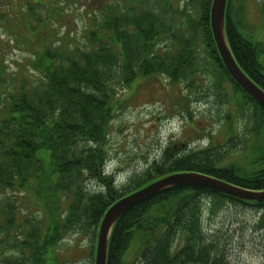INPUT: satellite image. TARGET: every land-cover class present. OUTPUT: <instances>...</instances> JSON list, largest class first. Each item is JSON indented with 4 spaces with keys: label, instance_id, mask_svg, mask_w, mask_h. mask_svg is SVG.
<instances>
[{
    "label": "trees",
    "instance_id": "trees-1",
    "mask_svg": "<svg viewBox=\"0 0 264 264\" xmlns=\"http://www.w3.org/2000/svg\"><path fill=\"white\" fill-rule=\"evenodd\" d=\"M212 1L122 0L109 9L104 22L93 16L88 43L73 49L49 43L48 25L59 11L54 4H29L27 11L20 10L23 20L9 18L32 34L10 33L18 47L33 53L27 61L33 79L13 76L6 82L0 62V190L33 196L42 220L24 217L16 225L15 203L0 201V235L12 243L0 264H61L57 249L72 234L92 236L93 255L105 212L122 197L171 174L202 173L252 191L264 190V109L222 63L210 25ZM44 11L52 14L49 22L37 15ZM244 14L245 0H228L229 44L240 67L264 89L262 43L246 26ZM261 15L264 27V0ZM159 76L172 85L185 84L190 94L206 85L220 103L236 105V114L247 119L248 135L234 146L253 137L250 156L246 147L243 159L229 162L231 150L214 144L187 156L169 157L166 151L161 164L154 162L126 186L114 187L103 170L116 109L126 102L118 87ZM90 183L96 189L90 191ZM228 204L258 210L255 226L264 232V204L178 187L121 216L112 231L107 264H136L141 259V264H227L217 232L204 228V216L208 212L214 217ZM13 225L16 234L11 237ZM134 246L137 256L131 262L127 255Z\"/></svg>",
    "mask_w": 264,
    "mask_h": 264
},
{
    "label": "rangeland",
    "instance_id": "rangeland-1",
    "mask_svg": "<svg viewBox=\"0 0 264 264\" xmlns=\"http://www.w3.org/2000/svg\"><path fill=\"white\" fill-rule=\"evenodd\" d=\"M42 1L45 2V5H56L55 8L59 10L48 25L50 32L48 40L51 47L56 48L61 44L71 49L84 47L88 43V32L94 30L93 16L96 17L97 22H104L103 19L107 16L109 9L113 6L115 9L117 2L122 3V0H73L66 4L53 0H41L40 2ZM242 1L244 3V0ZM262 3L263 0H245L244 20L246 26L253 33L258 32L262 27L260 15ZM3 12L8 13L9 16L7 24L9 32L14 34L21 31L23 36L30 37L32 35L26 26L9 20L10 17L23 20L20 2L0 0V17L4 18ZM37 15L42 16L44 20L47 19V22L52 17V14H48L47 11L37 13ZM12 34H8L5 28L0 27V62H4L6 71V76H3L7 79L6 82H9L13 76L20 80L23 75H28L32 80V75L27 73V61L33 56V53L23 46L19 45L18 47L16 40L11 36ZM261 34L263 38H260L256 33L254 36L262 43L264 50V31ZM39 44L43 49L41 43ZM204 79L206 84L212 83L210 77ZM118 90L120 98L126 102L120 110L116 109L117 117L111 125L107 149L111 159L108 168L114 169L115 173L123 171L119 180L122 186L126 185L134 175L144 174L155 160L158 162L165 148H167L166 151H169V157H172L177 155L176 152L189 146L188 149L180 153L182 156L184 154L187 156L191 152L209 146L212 134L215 136L216 146H220L226 141V132H222L223 128L226 129V123L222 128L223 121L220 117L224 114L227 106L220 103L208 91L206 85L190 94L185 84L172 85L168 79L159 76V78L140 79L131 87H118ZM234 111L231 107V112L234 113ZM237 119L239 121L240 118ZM215 133L217 134L215 135ZM246 134L247 132H242L240 138H245ZM199 139L200 141L197 143L196 141ZM194 142H196L194 145H190ZM254 143L255 139L252 138L247 145L243 143L237 148L231 147L235 148H230L231 152L239 153V155L232 156L233 158L228 161L231 162L233 159L238 161L244 158V154L241 152L246 147L250 156ZM158 163L161 164V161ZM246 165L249 167L250 163L247 162ZM15 195L12 190H0V200H12ZM16 198L20 202L22 211L18 213L17 223L21 221L23 214L31 219H40L42 214L38 212L40 209L35 207L33 196L25 194ZM64 206L66 207L67 204ZM258 215V210L240 204H228L214 217L206 212L204 228L217 232L216 241L218 246L223 248L227 264H264V232L255 226ZM15 234L14 232V236ZM209 238L211 239L210 235ZM93 245L94 238L92 236L79 237L77 234H72L58 248L61 264H94L96 247L92 256ZM223 253L219 252L222 255ZM3 254L4 250L0 248V259L2 260L5 258ZM9 254L10 252H6L7 256ZM136 256L137 248L134 246L129 251L127 260L132 262ZM141 262L138 260L136 264H141Z\"/></svg>",
    "mask_w": 264,
    "mask_h": 264
},
{
    "label": "water",
    "instance_id": "water-1",
    "mask_svg": "<svg viewBox=\"0 0 264 264\" xmlns=\"http://www.w3.org/2000/svg\"><path fill=\"white\" fill-rule=\"evenodd\" d=\"M226 5L227 0H214L211 9V27L218 52L231 78L256 103L264 108V90L242 71L229 47L225 27ZM177 187H195L231 196L243 201L264 203V191H249L205 174L181 173L164 177L121 199L108 210L100 225L96 264H107L111 233L115 224L123 214L138 204Z\"/></svg>",
    "mask_w": 264,
    "mask_h": 264
}]
</instances>
